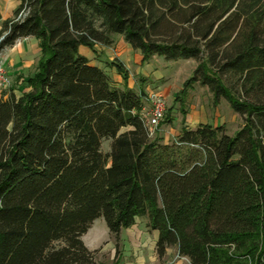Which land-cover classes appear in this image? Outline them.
<instances>
[{"label": "trees", "instance_id": "obj_1", "mask_svg": "<svg viewBox=\"0 0 264 264\" xmlns=\"http://www.w3.org/2000/svg\"><path fill=\"white\" fill-rule=\"evenodd\" d=\"M116 35L144 62L197 61L176 99L207 86L243 126L151 136L145 86L115 59L117 86L79 50ZM29 36L41 55L28 90L0 95V264H101L83 241L99 217L117 240L146 217L160 257L178 246L190 264H264V0H21L0 52Z\"/></svg>", "mask_w": 264, "mask_h": 264}, {"label": "crops", "instance_id": "obj_2", "mask_svg": "<svg viewBox=\"0 0 264 264\" xmlns=\"http://www.w3.org/2000/svg\"><path fill=\"white\" fill-rule=\"evenodd\" d=\"M20 4L21 0H0V30L6 20L14 17ZM118 36L120 41L117 46V53L106 49L108 47L101 44H96L93 49L82 45L79 50L88 57L91 64L105 68L117 86H123L125 81L116 67H111L109 63L115 59H120L130 73L127 81L128 86L138 88L139 84H137L132 67L140 64L137 73L141 76H149L143 71L146 64L143 61V54L127 43L123 35ZM40 55V40L34 36L19 38L13 45L5 47L0 52V61L3 62L9 72L12 84L7 90L0 85V95L7 93V96L12 91V87L18 97L22 95L23 91L28 90L21 85L22 79L33 73ZM152 74L156 79L163 78L158 73ZM147 222L146 217H137L132 226L121 231L119 235L120 244L114 241L113 236L110 237L111 233H105L108 238L103 242L98 241L99 236L96 234L87 240L86 237L93 229V222L89 230L83 235V241L91 250H96L103 245L100 252H108L107 255H110L111 259L114 260L112 264H190L188 257L179 254L178 246L168 247L164 256L160 257L157 252L160 233L158 230L149 229ZM104 232L107 231L104 230ZM100 252L97 254L99 261Z\"/></svg>", "mask_w": 264, "mask_h": 264}, {"label": "rangeland", "instance_id": "obj_3", "mask_svg": "<svg viewBox=\"0 0 264 264\" xmlns=\"http://www.w3.org/2000/svg\"><path fill=\"white\" fill-rule=\"evenodd\" d=\"M23 14L22 12V15ZM117 37L119 36H115L114 45L106 46L108 47L106 49L117 53V46L120 41ZM139 65L140 64H136L132 67L137 84L144 85L148 93L151 91H160L163 92L166 97V117L161 122L162 124L158 131L160 135L165 137L166 142L176 137L184 124L192 128L205 123L225 125L226 132L229 135H234L235 132L243 126L244 118L234 112L227 99H222L218 105L214 104L213 94L207 86L197 83L194 88L188 90L187 94L183 97V102L176 99L185 81L193 74L197 66V61L194 59L168 60L164 56L155 55L150 61L146 62L143 70L146 75L149 76H141V74L137 73ZM154 72L162 75L163 78L156 79L152 76ZM141 77L145 78V82L141 80ZM11 84L12 81L7 87L1 86L7 90ZM184 111H186L187 114H184ZM111 144L112 139H105L102 145L103 151H109L111 149ZM104 230L107 232H104ZM105 233L110 234L106 220L104 217H99L94 221L93 229L86 239L88 240L93 234H96L99 236L98 241L101 240L100 242H103L108 238ZM110 237H112V235H110ZM113 239L118 244L119 239L117 240L115 237H113ZM114 241H112L113 244L115 243ZM102 248L103 245L96 249L98 253ZM107 254L108 252H100L101 264H112V262H114L111 256Z\"/></svg>", "mask_w": 264, "mask_h": 264}, {"label": "built area", "instance_id": "obj_4", "mask_svg": "<svg viewBox=\"0 0 264 264\" xmlns=\"http://www.w3.org/2000/svg\"><path fill=\"white\" fill-rule=\"evenodd\" d=\"M22 16V13L19 17ZM11 83L9 72L0 61V85L7 87ZM165 95L160 91H151L145 98V106L140 111L141 117L146 121L150 135L153 136L161 122L166 117L167 103Z\"/></svg>", "mask_w": 264, "mask_h": 264}]
</instances>
